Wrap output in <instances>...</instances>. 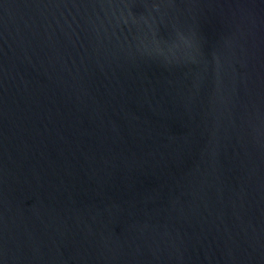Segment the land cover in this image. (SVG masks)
<instances>
[{"label":"water","instance_id":"obj_1","mask_svg":"<svg viewBox=\"0 0 264 264\" xmlns=\"http://www.w3.org/2000/svg\"><path fill=\"white\" fill-rule=\"evenodd\" d=\"M0 264H264V0H0Z\"/></svg>","mask_w":264,"mask_h":264}]
</instances>
